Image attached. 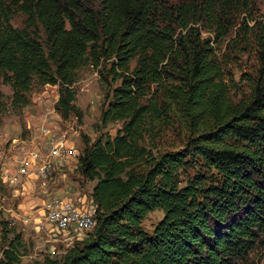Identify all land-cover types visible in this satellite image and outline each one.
I'll list each match as a JSON object with an SVG mask.
<instances>
[{"label": "trees", "instance_id": "16d2710c", "mask_svg": "<svg viewBox=\"0 0 264 264\" xmlns=\"http://www.w3.org/2000/svg\"><path fill=\"white\" fill-rule=\"evenodd\" d=\"M255 0H0V78L27 104L58 85L74 113L78 69L107 87L102 125L115 136L84 147L76 171L95 181L97 221L61 257L31 264H258L264 252V21ZM17 15L25 17L15 26ZM252 23V24H251ZM208 33V36H205ZM229 38V39H228ZM259 66L237 98L231 53ZM180 149L160 150L168 130ZM176 147V146H175ZM156 210L163 217L148 229ZM3 238L15 228L1 222ZM21 236L0 264H22Z\"/></svg>", "mask_w": 264, "mask_h": 264}, {"label": "rangeland", "instance_id": "374dc122", "mask_svg": "<svg viewBox=\"0 0 264 264\" xmlns=\"http://www.w3.org/2000/svg\"><path fill=\"white\" fill-rule=\"evenodd\" d=\"M255 16L258 20L264 21V0H255L254 5ZM25 17L17 15L13 19L15 26H23ZM252 24V23H251ZM205 33V36H208ZM229 39V38H228ZM233 56L231 69L234 71L238 89L234 95L237 98L242 97L244 92H249L250 82H254L257 78L256 73L259 61L252 52L231 53ZM76 105L82 110L83 118L80 120L74 113L64 118L55 109V104L59 98L58 85H39L35 84L28 93L27 104L17 102L13 98V90L11 86L0 78V259L3 256V249L8 245L9 241L14 237L15 233L21 236L23 248H21L22 264H31L35 261L42 260L45 256L61 257L68 247H70L76 239L71 235H66V242L52 244L48 240V230L40 229L37 232L34 228L35 218L39 216L36 211L32 215L28 225L23 224L21 220H13V215L21 218L31 212V201L34 193L31 195L16 191L13 187H20V180L12 181V187L5 184L4 168L14 159L15 156L21 154L23 147H27L29 141L38 132V126L43 119L54 122L69 134L68 145H77L78 156L84 147V136H88L95 141L100 136L107 134L115 136L117 131L122 128V122H113L107 126L102 125V111L107 106L106 91L107 87L100 81L98 71L90 66L84 65L78 69L77 81L75 82ZM184 135L178 131L168 130L161 135L157 143L160 150L180 149L184 143ZM43 144L55 143V136L51 132H44L42 136ZM176 146V147H175ZM48 151H42L37 154V161L45 157ZM77 165L72 161L70 166L64 164L63 174H71L72 182H75L76 189L89 192V202L95 181L85 180L78 171ZM53 188L52 191H62L63 180L61 173L52 175ZM44 197L43 194H39ZM37 208L41 202L37 201ZM95 206V204H94ZM161 210L151 212L144 220V226L148 229L153 228L155 224L163 217ZM7 220L10 226L15 228V233H10L8 239L3 238L1 222ZM40 221H49L47 214H40ZM52 245L55 247L52 248ZM254 259L258 264H264V252H255Z\"/></svg>", "mask_w": 264, "mask_h": 264}, {"label": "built area", "instance_id": "2783aa9c", "mask_svg": "<svg viewBox=\"0 0 264 264\" xmlns=\"http://www.w3.org/2000/svg\"><path fill=\"white\" fill-rule=\"evenodd\" d=\"M44 132H51L55 136V143L43 144ZM69 134L54 122L43 119L38 126V132L31 138L27 147H23L20 155L15 156L9 165L4 168L5 184L12 187V180H20V187H13L16 191L34 195L29 201L32 209L28 215L19 218L13 215V220H21L28 225L33 219L32 215L38 211L35 230H48V240L52 244L66 242V235L73 231L88 232L94 227L96 211L92 209L89 202V192H82L76 189L75 182H72L71 174H63L64 160L67 155H74L77 145H68ZM42 151L50 152L48 161H37V154ZM61 173L63 180L62 191H52L55 184L52 181V174ZM39 194H43L44 197ZM37 201L41 202L39 208L35 207ZM77 202H84V209H77ZM40 214H49V221H40ZM55 246L52 245V248Z\"/></svg>", "mask_w": 264, "mask_h": 264}, {"label": "bare ground", "instance_id": "6f19581e", "mask_svg": "<svg viewBox=\"0 0 264 264\" xmlns=\"http://www.w3.org/2000/svg\"><path fill=\"white\" fill-rule=\"evenodd\" d=\"M78 151L75 149V161H76V165L78 164ZM50 159V152L48 151V153L46 154L45 157L40 158L39 161H48ZM72 161H74V155H67L66 160H64V164L67 166H70ZM53 175V174H52ZM12 181H17V180H12ZM90 204L92 205V209L95 210V206L93 201H90ZM77 209H84V202H77ZM47 217L49 219V214H47ZM96 219H94V226L96 224ZM94 227L91 228V230ZM86 234H88L87 232L83 233L81 231H73L71 234H67V235H71V238H74L76 240H81L83 239Z\"/></svg>", "mask_w": 264, "mask_h": 264}]
</instances>
